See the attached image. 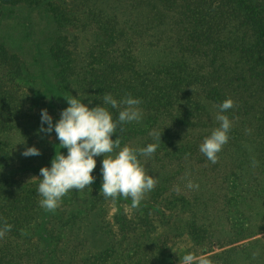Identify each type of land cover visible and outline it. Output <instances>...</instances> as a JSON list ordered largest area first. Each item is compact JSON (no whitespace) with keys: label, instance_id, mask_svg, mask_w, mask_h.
I'll return each instance as SVG.
<instances>
[{"label":"trees","instance_id":"trees-1","mask_svg":"<svg viewBox=\"0 0 264 264\" xmlns=\"http://www.w3.org/2000/svg\"><path fill=\"white\" fill-rule=\"evenodd\" d=\"M69 87L83 91L89 107L104 106L107 94L142 100L141 120L120 124L112 139L119 136L123 148L161 133L159 141L151 135L156 153L203 157L207 170L233 177L225 196L237 214L232 229L257 233L253 226L264 219V189L257 192L264 188V0H0V228L12 225L0 238V264L35 263L36 236L50 242L38 181L12 169L10 133L28 116L27 92L34 102ZM228 98L234 106L223 114L232 127L213 164L200 145L220 126L218 106ZM108 107L117 119L124 105ZM22 133L35 146L28 129ZM184 136L193 137L188 147L178 144ZM142 215L144 228L148 211ZM119 222L130 232L124 214ZM110 254L82 264H102ZM208 257L264 264V236Z\"/></svg>","mask_w":264,"mask_h":264},{"label":"rangeland","instance_id":"rangeland-1","mask_svg":"<svg viewBox=\"0 0 264 264\" xmlns=\"http://www.w3.org/2000/svg\"><path fill=\"white\" fill-rule=\"evenodd\" d=\"M88 37L87 34L80 37V46L88 42ZM77 89H62L58 95L44 96L34 102L30 97L33 93L27 92L28 116L20 120L18 127L10 133L12 169L16 176L40 183V169L51 167L52 154L55 156L56 151H60L67 155V148L57 146L60 141L54 127L51 133L38 132L41 110L47 109L54 126L62 110L68 107L65 97L71 98L79 92L77 98L85 95L82 103H87V95ZM43 127L47 128L46 122ZM22 128L28 129L35 147L40 150L38 161L34 163L22 155L25 148L30 147ZM192 140L193 137L184 136L178 144L188 147ZM150 143L154 142L148 133L128 145L143 148ZM95 159L94 182L83 190H70L61 198L60 206L54 212L47 211L41 215L42 234L50 242H46L44 236H36L38 260L29 264H82L84 257L99 253H111L102 264H182L183 256L188 252L210 256L264 236V219L255 223L253 230L257 233L251 235L244 229H232L233 218L237 214L225 196L232 193L227 189L233 177H227L221 171L207 170L201 156H163L155 151L150 157H140L148 173L158 182L136 208L131 206L130 197H103L100 189L104 155ZM220 162L218 159L216 164ZM189 181L198 184L199 188H188ZM263 189L257 188V192H263ZM255 210L260 208L252 210L257 217ZM144 211H148L150 221L141 228L139 216ZM122 214L131 223L130 232L121 228L119 217ZM53 243L57 244L54 246Z\"/></svg>","mask_w":264,"mask_h":264},{"label":"clouds","instance_id":"clouds-1","mask_svg":"<svg viewBox=\"0 0 264 264\" xmlns=\"http://www.w3.org/2000/svg\"><path fill=\"white\" fill-rule=\"evenodd\" d=\"M78 96H80L79 92L71 98L65 97L68 107L62 110L60 119L54 126L52 116L47 109L41 110V128L38 132L51 133L54 127L57 139L60 141V148H67L68 151L67 155L56 151L51 167L40 169L42 176L38 186V192L42 197L39 201L40 206L47 211L54 212L60 206L61 198L70 190L80 191L89 187L95 180L92 175L96 167L95 157L103 154L101 194L105 198L113 199L118 196L125 199L130 197L131 206L138 207L145 195L158 182L153 175L148 173L140 157L152 156L158 143H150L143 148H133L129 145L120 148L119 136L113 140L112 134L117 132V128L122 123L141 120L143 113L139 105L142 100L133 98L129 94L118 102L111 94H107L103 97L104 106L97 104L95 107H89L88 104L82 103L85 95L81 98H77ZM89 104H91V98ZM120 105L124 107L119 111L118 118L113 119L108 106L118 108ZM233 106L232 98L224 100L218 106L220 111L215 119L220 122V126L215 128L200 145V151L213 164L218 162L217 154L229 140L228 133L232 122L223 113ZM45 122L47 128L43 127ZM150 135H153L157 141L161 140V133H150ZM116 149L119 151L116 152ZM22 155L37 156L40 155V150L35 146L26 147ZM253 165H256L255 161ZM187 187L198 189L199 185L189 181ZM11 227L12 225L5 221L3 227L0 228V238H3ZM182 264H213V261L207 255L197 256L188 252L183 256Z\"/></svg>","mask_w":264,"mask_h":264}]
</instances>
